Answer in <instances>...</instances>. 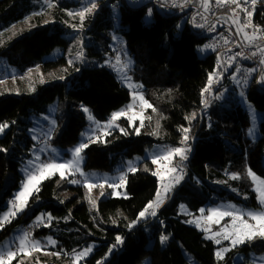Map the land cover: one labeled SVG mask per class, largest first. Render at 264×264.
<instances>
[{
  "label": "trees",
  "instance_id": "trees-1",
  "mask_svg": "<svg viewBox=\"0 0 264 264\" xmlns=\"http://www.w3.org/2000/svg\"><path fill=\"white\" fill-rule=\"evenodd\" d=\"M114 1L99 0L81 26L79 15H69L79 13L74 0H52L51 6L45 0H0V62L17 69L22 89L28 83L34 87L32 94L0 95V123L9 124L0 138V148L8 149L0 152V212L19 188V168L30 158L32 140L27 131L31 115L46 113L48 105L58 99V127L52 142L68 148L80 141L88 126L83 106L91 108L99 120H108L130 101L129 89L108 66H91L83 57L77 58L81 51L85 57H99L100 63L108 54L121 56L122 44L113 49L115 32L124 39V49L134 61V79L144 85L152 107L139 134L138 122L131 126L121 118L120 127L90 143L85 150V167L114 172L155 143L174 147L186 144L190 146L188 159L177 158L182 162L180 167H185L184 179L167 194L155 217L141 219L129 228L160 191L159 180L150 169L127 174L128 196L108 195L100 200L87 188L72 186L55 175L44 180L39 192L32 195L30 214L20 215L0 231V242L18 225L28 226L27 221L41 213L51 214L50 226L44 218L31 231L54 237L63 253L74 255L96 245L82 264H142L146 258L150 264H190L184 250L203 264H246L234 262L230 256L219 262L215 242L190 222V215L181 213V206L195 214L222 201L259 205L253 181L245 172L251 168L264 177V90L251 83L246 94L263 114L257 141L247 136L249 117L234 92L214 100L211 111L202 115V90L209 74L218 67L217 53L212 51L205 57L198 54L204 38L182 15L163 16L154 9L153 25H145L146 6L131 8L120 2L119 28L115 30ZM252 20L264 27V8H258ZM58 48L62 50L58 59L44 60ZM36 75L51 81L43 83ZM193 113L195 117L189 119ZM185 128L189 130L186 143ZM231 173H239L241 178L233 180ZM89 195L95 206L89 202ZM118 235L124 237V243L109 253ZM161 235L169 239L161 243ZM242 249L264 251V241Z\"/></svg>",
  "mask_w": 264,
  "mask_h": 264
},
{
  "label": "rangeland",
  "instance_id": "rangeland-1",
  "mask_svg": "<svg viewBox=\"0 0 264 264\" xmlns=\"http://www.w3.org/2000/svg\"><path fill=\"white\" fill-rule=\"evenodd\" d=\"M74 1H78L80 6H81L78 9L79 10L78 12L82 11L85 6H90L89 0H74ZM149 1L150 0H144L142 2V6L147 7L146 14L144 17V23H145V25L151 26V25H153V22H154V9L155 8L151 4H149ZM95 2L97 3V5L99 4V0H95ZM45 3L47 5H49L52 3V0H45ZM240 3L242 5V7H246L249 10H253V6L251 5V3H245L244 0H240ZM120 4L121 3L119 0H115L113 3H111L113 10H114V20H115V26H114L115 28L114 29L115 30L117 28H119V16H120L119 5ZM229 5L231 6L230 7L231 10L236 7L235 5H231V4H229ZM261 7L264 8V0H257V3H256L255 8H254V12H253V17L256 13V10L258 8H261ZM148 9H152V14L150 17L147 15ZM235 13L238 15L239 19H246L245 13L242 12L239 8H236ZM253 17H252V19H253ZM182 22H183V20H182ZM251 23L254 27L258 26L260 29H264V27L261 24L256 23L254 20H251ZM182 24L183 23H181V25ZM256 36H257V38H260L264 41V32L257 31ZM113 43H114L113 49L115 51H116L117 46L119 44H122V47L120 50L121 56H119L120 57L119 62L116 60L117 56L115 57V55H111V54H108L106 56L103 63L98 62L99 57H97V56H93L90 58V57H85L83 54V59L86 63H88L91 66L106 65L116 74L117 79L120 81V83L129 89L130 94H131V99L123 108H121L120 110H117L115 112H118L121 110H126L128 105H133L132 109L128 111V115H132L133 113H140L142 111L143 116H144L143 126H141L139 118L136 119L134 122H132V121H129L127 116H121V117L117 118L115 121H112L111 124H109V121L111 120V118H109L108 120H99L97 117H95L91 108H89L88 106H83L82 109H84L85 107L89 109V112H85L83 110L86 114L88 126H87L86 130L81 133L80 141L77 144H75L74 146L68 147V148H63V147L54 145L52 142L54 137L56 136L57 127H58V124L56 121V114H57V110H58V99H56L55 101L51 102L48 105V107H47L48 110L46 113H44L42 115H35V114L31 115L30 118L28 119L30 121V126H29V129L27 131L29 138L32 140V145L30 148V158H28L25 162H23L19 168L20 175L22 177L21 182H20V186L15 191V193L13 194V197L8 201V207L5 210L0 212V220H3L4 214L8 213L9 210L12 208L13 199L19 193V191L22 190V184H23V182H25L26 175H27V172L25 170L29 169L31 167L29 162L34 160L36 155H39V157H40V160L37 161V164H39L41 161H51L52 159H54L57 156H59V158H60L58 162H63L67 159H70L71 154H70L69 150L73 149L79 143L84 141L86 139V137L93 136V134L95 136H98L99 139H104L106 137V135H108L109 132L113 128L120 127L119 120L121 118L127 119L131 126H134L138 122L139 126H137L136 131L138 129L140 132L141 129L144 127V125L148 119V115H149L148 109L149 108L142 107V102L138 98L134 100L132 93H133V91L142 92L145 100H147L148 103L150 104V101L146 97L145 87L142 83H140L134 79V73H133L134 61H133L132 57L129 56L128 51L126 49H124L125 42H124L123 37L119 33H116V32L113 33ZM205 46H206V44L200 46L198 49V54L201 57H205L206 55H208L209 53L212 52L211 48L205 49ZM59 51H61V53L56 58V55L59 53ZM61 54H62V50L58 48L54 51V55L52 57H50V56L45 57L44 60L48 61V60L58 59L61 56ZM129 61H131V63L129 65L128 69H126L125 71H120V69L123 67V65L128 63ZM217 72H218V68L216 69L215 73L217 74ZM125 74L127 75V77L129 79H127V80L125 79ZM36 77L39 78L41 81H43V83L51 81V80L46 79L42 75H36ZM17 78H18L17 69L12 68L8 64H6L4 61H1L0 62V87L6 88V86H7L10 89H9V91L0 90V95L19 94V93H30V94L34 93V91H33L34 87L32 84H29V83L24 84L23 89H22L20 87L21 82H17V80H18ZM60 78H61V80H64L65 77L61 76ZM214 78H215V76H214ZM8 80H9V82L13 81V84L6 83ZM238 80L240 81V78L237 75H234L232 85H229L227 88L228 89L227 95H230L231 92H234L236 94V96L238 97L239 104L247 112L248 117H249V121H250L249 128L247 129V136L251 140L257 141L261 137L260 124L263 121V114L260 111H258L251 102L248 101L246 94L244 93L242 87L240 86V83H237ZM213 81H214V79H213ZM129 83L132 84V87H128ZM141 85H142V87H140ZM241 92L244 93L243 97L241 96ZM115 112H113V113H115ZM89 115L94 117V120H90ZM53 121H55V123H53ZM8 128H6L3 133H0V138H2L4 136L5 131L8 130ZM250 129H251V132L249 131ZM176 147L190 148V146H186V144L178 145ZM176 147L170 146L168 144H163V143H155L154 145L147 147L143 154L137 155L134 158L129 159L126 162H124L114 172L98 171V170H92V169L86 168L85 167V164H86L85 150L86 149H85L84 152L82 153L83 159L80 163V169L82 170V172L84 174H86L92 178L93 183H97L98 181H101L104 178H107L109 180V182H112L113 180L116 179V177L120 176L122 172H126L127 167H128V164H127L128 161H132L134 166L137 168V170L145 169V166H146L147 170L150 169L152 171V173H154L156 171H160L161 173H166L167 168L174 167L177 169V173L172 174V175H177L180 173L181 168L183 170L185 169V167H180V165L181 166H183V165L181 164L180 160L177 161L178 160L177 158L180 157L178 155L173 157V159L170 163L167 160H163V159L159 162V164H153L151 162V165H150V163L148 162L149 160L151 161V157H153L154 155H163V154H165L166 150H170V149L176 148ZM52 149H55V152H53ZM262 162L264 164V153L262 155ZM55 175H59V174L57 173ZM256 175L261 180H264L263 176L259 175L258 173H256ZM156 177L159 180V190L162 193V198L164 200V199H166L167 194L165 196V194L163 193V188H164V186H166L170 183V175H165V179L163 181H161L158 176H156ZM71 178H75L77 180L83 179L79 173H76L74 177H69V179H71ZM181 181H180V183H181ZM41 183L38 185V187H40ZM258 183H259V181L253 182L254 190L256 189ZM69 184L72 186L85 187L82 183H78V184L69 183ZM177 185L178 184H175L171 188L170 192H172V190ZM101 191H103L105 193L103 196H101ZM116 191L121 192L122 195L118 196V195L113 194V190L108 188L107 185H105L104 189H100L97 186L91 190V193H93L95 195L97 200L103 199V198L107 197L108 195H112V196H116V197L128 196V193L126 190V185L120 189H116ZM34 192H33V194H34ZM255 192H256V190H255ZM256 194H257L256 196H258L257 192H256ZM32 195L29 197L28 203L30 202ZM258 203H259L258 206H248L247 207V206H243V205L237 204V203L232 202V201H222V202H219L218 204H214V205L202 208L205 210L203 213V219H201L202 214L200 213V211H198L195 214H192L191 211L189 210V208L184 204H183L184 207L183 208L181 207V213L186 214V215H190V221L200 220L199 225L196 223H193V224L196 225L202 232H204L206 237H208V236H211L214 232L219 231L223 224L230 222L229 217H225L224 220H222L219 225L207 220V217L210 215L211 209L220 208L221 210H227L228 206L234 205L238 209L259 210L261 207L259 200H258ZM26 214L27 215L30 214L29 204L23 212H19L15 217H9L10 222L4 221L3 222L4 223L3 228L6 225L10 224L12 221L19 219L20 215H26ZM39 216H41V213L39 215H36L35 217L31 218L30 220H28L27 221L28 226L18 225L16 227L15 231L12 232V234H8L0 242V251H6L9 247H11L13 251H15L16 247L13 244V242L15 241L18 243L19 237L25 232H29L30 238L33 240L40 241L42 245H45V242L47 241V239L49 237L56 240L51 235L34 234L33 231H31L32 229H34L37 226V217H39ZM44 218H47V215L44 216ZM245 218L247 219V217H245ZM249 222L251 223L252 221H249ZM3 228H0V231H2ZM206 228L211 229V231H205ZM211 240H213V239H211ZM262 241H264V240L257 239L255 241H253L252 243L262 242ZM56 242H57V240H56ZM228 244H229L228 241L221 240L220 245L216 244L217 245L216 251L221 247H227ZM245 245H247V244H245ZM243 246L244 245L238 246L236 248H233L231 251L225 253L223 259H218L217 257L216 258L221 263H224L226 261V259L229 258V256H230L234 262H243L246 264H264V251H257L254 249L243 250L242 249ZM91 248H92V251L86 257H83L80 260H76L75 259L76 254L68 255V254L60 251L58 249V242H57L56 245H54V246L53 245H46L43 248H41L40 250H32L29 248L27 250V252H20L11 261V264H20L21 261L23 262V264H82L86 259H88L94 253L96 245L91 246ZM56 252H59L60 255L56 256L53 254ZM183 252H184L185 256L188 258L190 264H203L190 251L184 250ZM142 264H150V260L148 258H146L142 262Z\"/></svg>",
  "mask_w": 264,
  "mask_h": 264
},
{
  "label": "snow or ice",
  "instance_id": "snow-or-ice-1",
  "mask_svg": "<svg viewBox=\"0 0 264 264\" xmlns=\"http://www.w3.org/2000/svg\"><path fill=\"white\" fill-rule=\"evenodd\" d=\"M245 3H251L253 6V10H249L246 7H242L240 0H217V3L219 4H231L235 5L236 7L232 9L233 13H235L236 8H239L242 12L245 13V23L242 25H239L237 28L238 33H242L243 37L248 41L249 45H253L257 48V51L252 52L251 56L257 55V52L261 53V55H264V48L259 47L258 45H255L254 42L257 39L256 32L261 31L264 32V29H260L258 26L253 27L251 20L253 17V12L255 5L257 3V0H244ZM185 3H187V0H185ZM89 5L90 6H85L82 11L79 13H69V15H79L80 17V22L81 26L83 25L84 18L86 14L91 13L93 10H95L98 5L95 2V0H89ZM51 6V5H49ZM174 6H179V5H174ZM205 7H207V3L205 4ZM152 14V9H148L147 15L150 17ZM233 23L239 24L238 20H234ZM205 25L200 24L197 25V27H204ZM14 27V26H13ZM246 27H253V33L249 35V33L244 32L243 29ZM209 30H214V26H210ZM208 48H215V45H206L205 49ZM243 52L236 53L233 57L230 58V60H234L236 56L242 55ZM83 57V52H78L77 53V58H82ZM246 58H251L246 57ZM116 60L119 62L120 57L117 56ZM71 63V61H70ZM131 61L128 63L124 64L123 67L120 69V71H125L128 69ZM261 64H264V59H261L260 61ZM237 72L240 71L239 68L236 69ZM256 69H249L248 73L255 72ZM216 73H210L208 76V81L207 85L205 88L202 90L204 93H207L210 91L211 86L213 84V79ZM220 75L222 76V71L220 72ZM125 79H129L127 75L125 74ZM243 84L241 85H246L248 82V77L247 75L242 77ZM217 83L219 80L216 81ZM260 82L264 83V73L261 74L260 77ZM237 83H240L238 80ZM128 87H132V84L129 83ZM142 87V85L140 86ZM34 91V89H33ZM133 99H139L142 102V107L144 108H151L152 105L148 103L147 100H145L143 93L142 92H136L133 91L132 93ZM222 93L218 94L216 98H221ZM241 96H244V93L241 92ZM204 106L208 107V101H204ZM133 105H128L126 110H121L118 112H115L112 114L111 120L109 121V124L112 123V121H115L117 118L121 116H127L129 121L134 122L136 119H140V124L143 126L144 122V116L143 112L141 111L140 113H133L132 115H128V111L131 110ZM85 112H89L88 108L83 109ZM155 110V109H153ZM195 117V113L192 114V117L189 119H192ZM90 120H94V117L89 115ZM150 119V117H149ZM55 123V121H53ZM211 126V125H209ZM9 127L8 123H0V133H3L6 128ZM118 127V126H117ZM159 127V125H157ZM122 132H124L125 135H127V131L124 129H120ZM185 132L184 136V142L186 143L189 139L187 133L188 129H182ZM251 132V129L249 130ZM137 134H139V130L137 129ZM83 135V134H82ZM99 141V137L95 136H88L84 141L79 143L77 146H75L73 149L69 150L71 154V158L67 159L63 162H58L59 161V156L55 157L51 161H41L39 164H37V161L40 160L39 155L35 156V159L30 161V168L26 169L25 171L27 172L25 182L22 184V190L19 191V193L15 196V198L12 201V208L9 210L8 213L4 214L3 220H0V228H3L4 226V221H8L9 217H15L19 212H23L27 206H28V199L29 197L33 194V192H39V187L38 185L43 182L44 180L50 179L52 176L55 174H59L61 180H68L69 183L71 184H78L82 183L88 190L89 193L91 190L95 187H99L100 189H104L105 185L108 186V188L113 190V194L115 195H122L121 192H117L116 189H120L123 186L126 185L127 182V174L128 173H135L137 171V168L134 166L132 161H128V167L126 172H122L120 176L116 177L115 180L112 182H109L107 178H104L101 181H98L97 183H93L92 178L82 172L80 169V163L83 159L82 153L84 152L85 149L89 147V144L92 142H97ZM7 148H0V152H7ZM53 152H55V149H52ZM190 151L189 148L185 147H176L172 148L170 150H166L165 154L163 155H154L151 157V162L153 164H159V162L163 160H167L169 163L172 161L173 157L175 156H180L181 160L186 161L188 159V152ZM145 170H147L145 166ZM76 173H79L80 176L83 178L82 180H77L75 178L69 179V177H74ZM177 173V169L172 167V168H167L166 173H161L160 171H156L153 173V175H156L160 178L161 181L165 179V175H170V183L163 188V193L168 194L171 190V188L175 184H179L180 181L184 178L183 177V169H180V173L177 175H172ZM246 176L251 178L253 182L259 181L257 187H256V192L258 193L257 199L260 202V209L259 210H245V209H238L234 205L228 206L227 210H221L220 208H213L210 210V215L207 217V220L215 223V224H220L222 220H224L225 217L230 218V222L225 223L221 226L219 231L214 232L211 236H208V239H213L217 245L221 244V240H226L229 242L227 247H221L219 248L215 255L218 259H223L224 254L231 251L233 248H236L241 245L245 244H251L253 241L257 239L264 240V180H261L254 171H252L251 168H247L245 172ZM231 179L236 180L240 179L241 176L239 173H231ZM105 193L101 191V196H103ZM89 202L95 206L96 201L91 198L89 195ZM164 200L162 198V193L160 191H157L156 193V198L150 201L145 208L139 212L137 220L133 221L130 225H128L129 228L133 227L136 223L139 222L141 219H148L149 216L155 217L157 215V209H159ZM182 208L184 207L183 205L181 206ZM201 215V219H203V213L204 209L199 210ZM247 217V219L245 218ZM44 219V214H41V216L37 217V225L42 223ZM47 219L49 221V226L51 222V214H47ZM249 221H252L251 223ZM192 223H196L199 225L200 220H193L190 221ZM205 231H211V229H205ZM169 239L167 235H161L160 240L161 243L166 242ZM56 240L52 239L49 237L47 241L45 242V245H42L40 241L38 240H33L30 238V233L25 232L23 233L17 242H13V244L16 247V250L13 251L11 247H9L6 251H0V264H11V261L20 253V252H27V250L30 248L32 250H40L46 245H56ZM124 243V237L122 236H117L116 237V244L112 245L109 249V253L113 251L116 247L122 245ZM75 251V250H74ZM92 251L91 247L85 248L79 253H76L75 259L80 260L83 257H86L90 252ZM56 256H59L60 253L56 252L53 253ZM20 264H23L21 261ZM100 264V262H98Z\"/></svg>",
  "mask_w": 264,
  "mask_h": 264
},
{
  "label": "built area",
  "instance_id": "built-area-1",
  "mask_svg": "<svg viewBox=\"0 0 264 264\" xmlns=\"http://www.w3.org/2000/svg\"><path fill=\"white\" fill-rule=\"evenodd\" d=\"M119 1L135 8L142 6L144 0ZM206 3L207 7H205ZM149 4L163 16L182 15L183 20H187L195 33L204 38V44L215 45V48L211 49L218 55V72L210 91L203 95V100L208 101V107L204 106L203 101L202 115L211 111L212 103L218 99L216 98L218 94L222 93V98L229 97L227 88L232 85L234 75L240 78V86L243 84L242 77L247 75V84L241 86L245 94L248 93L251 83L264 90V83L260 82L261 74L264 73V64H261L260 61L264 59V55L257 52V55L251 56V53L257 51V48L249 45L243 34L237 32V28L245 23V19H239L233 11L228 12L227 10L231 9L229 4H219L217 0H187V3L185 0H150ZM76 5L78 9L81 7L78 1ZM234 20H238L239 24L233 23ZM200 24L205 26L197 27ZM210 26H214V30H209ZM253 27H246L243 31L251 35ZM254 44L264 48V41L260 38H257ZM240 52L243 54L236 56L234 60H230L231 57ZM249 56L251 58H246ZM237 68L240 69L239 72L236 71ZM249 69H256V71L249 74ZM221 71L222 76L220 75ZM217 80H219L218 83ZM183 175H185L184 170Z\"/></svg>",
  "mask_w": 264,
  "mask_h": 264
},
{
  "label": "crops",
  "instance_id": "crops-1",
  "mask_svg": "<svg viewBox=\"0 0 264 264\" xmlns=\"http://www.w3.org/2000/svg\"><path fill=\"white\" fill-rule=\"evenodd\" d=\"M165 201H166V199H164V202H163L162 206L164 205Z\"/></svg>",
  "mask_w": 264,
  "mask_h": 264
}]
</instances>
